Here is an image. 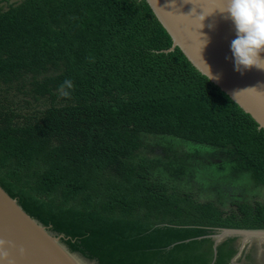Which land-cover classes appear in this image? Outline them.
Returning <instances> with one entry per match:
<instances>
[{
  "label": "trees",
  "instance_id": "obj_1",
  "mask_svg": "<svg viewBox=\"0 0 264 264\" xmlns=\"http://www.w3.org/2000/svg\"><path fill=\"white\" fill-rule=\"evenodd\" d=\"M2 1L1 188L95 264H232L239 237L214 249L213 235L264 229V203L225 212L173 192L134 161L138 134L228 149L264 186V130L178 47L167 52L145 0ZM66 79L70 98L58 95Z\"/></svg>",
  "mask_w": 264,
  "mask_h": 264
},
{
  "label": "water",
  "instance_id": "obj_2",
  "mask_svg": "<svg viewBox=\"0 0 264 264\" xmlns=\"http://www.w3.org/2000/svg\"><path fill=\"white\" fill-rule=\"evenodd\" d=\"M145 1L171 37L172 47L167 52L178 47L208 79L209 66L212 75L219 77L211 82L264 130V70L252 68L243 75L234 70L230 45L236 33L232 22L218 10L224 6L222 0ZM204 17V27L200 29ZM230 236L264 239V229L223 228L213 235L214 249ZM62 237L48 232L0 186V239L11 242L8 259L0 260V264H82L78 256L60 242Z\"/></svg>",
  "mask_w": 264,
  "mask_h": 264
},
{
  "label": "rangeland",
  "instance_id": "obj_3",
  "mask_svg": "<svg viewBox=\"0 0 264 264\" xmlns=\"http://www.w3.org/2000/svg\"><path fill=\"white\" fill-rule=\"evenodd\" d=\"M18 0H3L5 9ZM14 105H24L22 95L9 94ZM28 98V97H27ZM45 100L32 102L40 108ZM141 147L134 161L144 159L152 165V175L178 194H191L199 202H213L221 210L231 212L236 202L264 203V186L257 185L247 170L236 168L235 156L228 149L175 138L167 135L139 133ZM237 255L232 264H264V239L241 238L236 242ZM82 264H95L78 257Z\"/></svg>",
  "mask_w": 264,
  "mask_h": 264
},
{
  "label": "clouds",
  "instance_id": "obj_4",
  "mask_svg": "<svg viewBox=\"0 0 264 264\" xmlns=\"http://www.w3.org/2000/svg\"><path fill=\"white\" fill-rule=\"evenodd\" d=\"M222 2L224 6L218 10L225 19L232 22L236 33V38L230 45L234 70L241 75L252 68L264 70V0H222ZM206 17L203 18L200 29L204 27L203 21ZM209 27L211 28L212 25ZM203 42L206 44L207 40ZM207 75L209 81L214 78L219 79L218 76L212 75L209 66H207ZM73 87L72 81L66 79L58 86V95L70 98L69 90ZM9 247H11L10 241L0 239V260L8 259Z\"/></svg>",
  "mask_w": 264,
  "mask_h": 264
}]
</instances>
